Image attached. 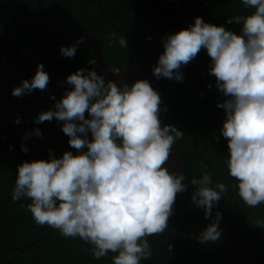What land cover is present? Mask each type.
Segmentation results:
<instances>
[{
	"label": "clouds",
	"instance_id": "9594fccd",
	"mask_svg": "<svg viewBox=\"0 0 264 264\" xmlns=\"http://www.w3.org/2000/svg\"><path fill=\"white\" fill-rule=\"evenodd\" d=\"M240 2L253 11L226 19L229 25L241 26L238 32L197 16L189 27L163 38L164 50L152 72L157 79L182 82L181 68L206 50L209 74L225 97L217 107L225 110L220 133L227 140L225 163L236 181L232 187L248 207L255 208L264 204V0ZM108 40L110 47L117 43L128 47L123 35L113 33ZM85 43L80 36L61 45L60 55L75 58ZM87 63L91 67L69 74L61 98L51 94L54 106L34 119L36 125L55 120L76 154L65 151L58 158L49 149L47 160L23 161L17 165L11 196L13 201H30L21 207L27 208L36 224L90 245L95 259L115 253L112 264H142L152 258L148 238L168 228L177 195L189 188L185 173L167 166L173 145L184 132L162 123L165 109L150 81L120 86L98 72L95 58ZM109 70L120 73L119 68ZM49 83L41 62L35 75L23 79L11 94L23 98L36 90L50 92ZM13 122L20 124L21 117L17 115ZM33 135L42 138L43 133L39 127L26 132L21 144L25 154ZM190 183L196 186L192 202L204 210L205 219L212 220L196 239L201 244L215 243L222 234L223 214L217 211L213 218V208L229 186L216 182L213 187L207 171ZM255 224L264 229V219ZM172 248L169 244V252Z\"/></svg>",
	"mask_w": 264,
	"mask_h": 264
},
{
	"label": "trees",
	"instance_id": "16d2710c",
	"mask_svg": "<svg viewBox=\"0 0 264 264\" xmlns=\"http://www.w3.org/2000/svg\"><path fill=\"white\" fill-rule=\"evenodd\" d=\"M195 1L101 0L99 10L98 0H41L44 9L58 25L89 34L100 41L103 62L109 69L134 67L129 41L133 43L138 67L150 78L155 77L152 68L164 50L163 38L185 28ZM0 3H10L25 9L36 7V0H0ZM252 11L245 8L240 0H203L195 17L200 16L208 23L223 24L238 32L241 26L229 25L226 19L248 15ZM113 33L117 37L123 34L128 39V47L121 48L118 43L110 47L108 37ZM74 40L55 32L40 15L0 7V45L15 51L35 67L42 62L45 70L55 76L66 79L79 68L91 67L87 61L93 57V49L88 43L79 48L75 58L60 55L61 45H68ZM0 56L23 66L6 52L0 51ZM209 64L210 57L206 50H201L193 61L181 68L185 77L182 82L163 78L157 84L161 108L165 109L160 118L163 124H173L184 132L183 138L173 145L172 152L192 177L200 178L207 171L213 177V187L216 182H224L229 186V191L216 208L223 214L222 218L230 231L243 241V229L234 209V197L237 196L238 212L247 233L248 246L259 262L264 264V229L255 224L257 219H264V204L248 207L232 187L236 181L229 175L225 163L229 155L227 140L220 133L225 110L217 107L225 97L216 88L215 77L209 74ZM31 77L22 75L20 70L0 61V143L39 127L43 134L69 146V137L55 120L36 125L34 119L37 116L19 115L22 122H13L17 115L11 112L38 113L51 97L54 89L51 82L48 86L50 92L36 90L23 98L12 96V89L23 79ZM117 83L123 86L124 83L130 85L132 82ZM209 83L212 84L211 88H208ZM63 92L64 89H59L56 98L60 99ZM16 143L0 144V169L12 156L13 150L10 151L9 146L15 148ZM26 143L28 153L20 150L12 165L0 174V264H112L115 253L97 260L90 251V245L78 238H64L57 230L20 252V249L51 228L36 224L27 208L21 207V203L27 205L29 200L13 201L11 193L15 186L17 165L25 160H47L49 149L58 158L64 153L41 140L33 139ZM206 227L205 219L193 202L184 193H179L168 228L162 234L148 238L152 258L142 264H166L195 243L196 236ZM169 244L173 245L171 252ZM173 264L239 263L218 242H210L200 244Z\"/></svg>",
	"mask_w": 264,
	"mask_h": 264
},
{
	"label": "water",
	"instance_id": "95a60500",
	"mask_svg": "<svg viewBox=\"0 0 264 264\" xmlns=\"http://www.w3.org/2000/svg\"><path fill=\"white\" fill-rule=\"evenodd\" d=\"M100 1L98 0V8L100 10ZM203 2V0H196L194 2V4L191 6L190 8V13H189V17H188V21L187 24L185 26V28L189 27V25H191L194 21V17H195V13L197 11V8L199 7V5ZM0 7H7L10 8L12 10H16L18 12H22L25 14H37L40 15L42 17V19L46 22V24L53 29L55 32H57L58 34L64 35V36H68L71 38H78L80 36H84L86 38V43H88L92 49H93V58H95L97 60V70L98 72L102 73L105 75L106 80H115L116 82H136L137 80L140 79H147L148 81H150L152 87L156 90L157 84L163 79H157L156 77L154 78H150L148 77L146 74H144V72L141 71V69L138 67V60L136 57V51L135 48L133 46V43H131L129 41L131 50L133 52V57H134V67L133 68H125V69H120V73L119 74H115L113 72H111L109 70V68L105 67L104 62H103V52H102V47H101V43L98 39L90 36L89 34L86 33H82V32H78V31H73V30H69L66 28L61 27L60 25H58L53 19L52 17L49 15V13L44 9L41 0H36V7L31 8V9H25V8H21L18 7L16 5L10 4V3H0ZM115 28V27H114ZM122 34V33H121ZM123 35V34H122ZM127 39V38H126ZM128 40V39H127ZM0 51L2 52H6L10 55H12L13 57H15L17 60H19L23 66L17 65L15 63H13L12 61H9L3 57L0 56V61L5 62L13 67H15L16 69L20 70L22 72V75H29V76H34L36 73V69L37 67L31 65L26 59H24L21 55H19L18 53H16L15 51L0 45ZM49 73V72H48ZM50 75V82L52 84H54V89L52 91V94H55L59 89H65L66 87H68V85H66L65 78H60L58 76H55L51 73H49ZM53 100L49 99V102L47 103V105L45 106V108L43 110H41L38 113H32V114H24V113H17V112H11V114H15V115H27V116H38L42 111H47L50 106L52 105ZM7 112V111H4ZM26 134V133H25ZM25 134L13 137L11 139L5 140L3 142H1L0 144H4L7 142H11V141H16V145L15 148L13 150L12 156L10 158V160L7 162V164L2 167L0 169V174H2L3 172H5L9 166L12 165V163L15 161L17 155L19 154L20 150H21V144L24 143V137ZM41 140L45 143H47L48 145H50L51 147L59 150V151H72L74 154H76V150L70 148V146L59 143L57 141H55L53 138L43 134L42 138L41 137H36L35 135L31 136L28 138L27 141L29 140ZM167 166L169 167L170 171H180V172H184L185 175L187 176V183L189 184V188L183 192L191 201V197H192V192L195 190L196 186H192L190 181L192 176L187 172V170L184 168V166L182 165L181 161L173 154H170V159L167 162ZM194 204V203H193ZM194 206L199 210V212L201 213V215L203 216V218L205 219L204 216V210L197 207L195 204ZM234 209L235 212L240 220L242 229H243V234H244V240L240 241L228 228V226L226 225L225 221L223 220V218L220 220V226L222 229V234L221 237L219 238V240L217 241L218 244L226 251L228 252L239 264H261L259 262V260L255 257V255L252 253V251L250 250L249 246H248V242H247V233L244 227V224L242 222V220L240 219L239 216V212H238V206H237V196L234 197ZM218 211V209L216 208V206H214L213 208V218H215L216 212ZM207 226L212 223L211 219H205ZM53 231H55V229H50L46 234H44L43 236L39 237L38 239L34 240L33 242H31L30 244H28L26 247L20 249V252L25 251L27 248L31 247L32 245H34L35 243L39 242L40 240H42L44 237L48 236L50 233H52ZM201 243L198 242V240L193 243L189 248H187L186 250H184L183 252H181L179 255H177L176 257H174L173 259H171L170 261H168L166 264H173L174 262H176L178 259L182 258L183 256H185L187 253H189L190 251H192L194 248H196L197 246H199Z\"/></svg>",
	"mask_w": 264,
	"mask_h": 264
}]
</instances>
